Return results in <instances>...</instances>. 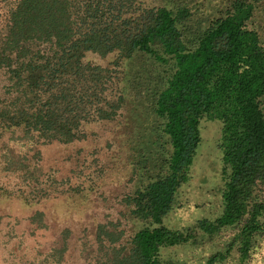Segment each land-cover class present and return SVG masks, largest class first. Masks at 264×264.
Wrapping results in <instances>:
<instances>
[{"label":"trees","instance_id":"obj_1","mask_svg":"<svg viewBox=\"0 0 264 264\" xmlns=\"http://www.w3.org/2000/svg\"><path fill=\"white\" fill-rule=\"evenodd\" d=\"M12 1L0 20V135L69 143L85 122L115 119L126 103L155 121L137 161L140 178L119 198L142 225L126 232L119 218L106 217L56 227L45 258L187 264L163 251L205 245L229 227L225 248L201 264L234 250L239 264H250L264 240V45L251 25L264 3L224 0L205 12L193 0ZM86 52L113 61H88ZM124 59L139 64L120 86L116 66ZM203 118L221 123L220 209L173 228L163 217L188 179ZM44 215L41 208L30 214L36 228L45 229Z\"/></svg>","mask_w":264,"mask_h":264},{"label":"rangeland","instance_id":"obj_2","mask_svg":"<svg viewBox=\"0 0 264 264\" xmlns=\"http://www.w3.org/2000/svg\"><path fill=\"white\" fill-rule=\"evenodd\" d=\"M155 1L158 0H144ZM193 1L206 12L224 0ZM12 3L0 0V20ZM251 25L259 31L264 45V5L256 7ZM113 57L95 52L84 54L85 60L104 65ZM138 64L137 59L133 63L124 59L116 66L120 86L123 73ZM137 108L131 111L133 108L126 103L115 119L85 122L83 135L69 143L37 136L20 138L17 133L0 135V264H53L45 258L53 231L66 224L74 226L81 220L95 222L109 217L119 218L126 232L142 225V220L131 216L119 201L139 180L142 164L138 158L151 145L155 134L153 116L140 111L138 103ZM220 126L217 119L201 120V141L188 179L176 191L172 208L163 217L164 224L183 229L199 217L212 218L219 212L223 186ZM19 165L32 169L31 177H25L24 168ZM148 166L152 167L153 162L149 161ZM36 208L45 211V229L36 228L30 220ZM231 235L228 227L205 245L168 248L163 256L201 264L210 251L225 248ZM64 264H75V259L69 257ZM214 264H239L236 251ZM250 264H264V240Z\"/></svg>","mask_w":264,"mask_h":264}]
</instances>
